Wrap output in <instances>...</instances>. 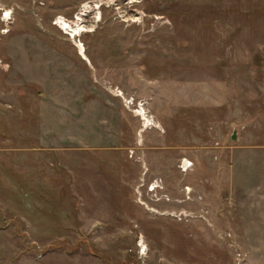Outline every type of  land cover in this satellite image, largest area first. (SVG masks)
<instances>
[{"label":"rangeland","instance_id":"1","mask_svg":"<svg viewBox=\"0 0 264 264\" xmlns=\"http://www.w3.org/2000/svg\"><path fill=\"white\" fill-rule=\"evenodd\" d=\"M0 264H264V0H0Z\"/></svg>","mask_w":264,"mask_h":264},{"label":"crops","instance_id":"2","mask_svg":"<svg viewBox=\"0 0 264 264\" xmlns=\"http://www.w3.org/2000/svg\"><path fill=\"white\" fill-rule=\"evenodd\" d=\"M54 95H57V93H54ZM75 95H78L77 92L72 91L71 92V96L73 97V99L76 97ZM67 94L68 100L71 97ZM48 99H51L50 101H47ZM95 99V100H93ZM67 101V106L69 105V101ZM116 97L113 96H108L107 94L103 93L101 90L98 91V89L96 88H92L90 89V91H85L82 94H80L78 101L76 100V104L74 106L75 109L72 107V112L74 110L79 111L80 109L83 110V107H85L86 103H90V104H100V106L103 107V109H105V113L102 115H96V123H99V128L101 130L100 135L98 136L99 138H96V141L93 143L90 142H86V141H82L79 138V141L76 140V138L71 134V137L74 138H68L66 137V139H64V144H58V140H55L56 142H54V138H61L60 136H58V134H56L55 132H53V135L51 136V141L54 142V147L58 148V145H60L59 147H69V146H93L95 145V143L101 142L105 145L107 144H113L115 143V145H118V143L121 141L122 138V121H123V115H124V111L122 109V107L120 109H117L115 106L112 107V105H116ZM93 102V103H92ZM42 103H44L42 105ZM54 105L60 109L62 108V111H64V115L66 116L67 119H69V121H81L80 116H82V113H80L79 115L73 112V116L70 114L68 108L63 107L62 103L57 102L52 99V98H41L38 106H37V130L35 131V137H38L37 141L39 144H42L44 147L46 146H53L51 144L50 141V137L48 135H44V132L48 129L45 128H41L40 129V119L41 121H43V119L45 120V122L47 123L48 121L51 122L52 120V111L54 110ZM53 106V107H52ZM117 106V105H116ZM64 109V110H63ZM40 116H43L42 118H40ZM99 116V118H98ZM40 118V119H39ZM72 118V119H71ZM80 118V119H79ZM104 118V119H103ZM99 119H101V122L99 121ZM48 124V123H47ZM40 141V142H39ZM53 147V148H54ZM183 169L185 168V164H183ZM184 204H185V200H184Z\"/></svg>","mask_w":264,"mask_h":264},{"label":"bare ground","instance_id":"3","mask_svg":"<svg viewBox=\"0 0 264 264\" xmlns=\"http://www.w3.org/2000/svg\"><path fill=\"white\" fill-rule=\"evenodd\" d=\"M89 8L88 6H85L75 17V21H73L72 23H70L69 21H57L58 25L60 28H62L65 32H67L71 37H74V35L80 34V32L83 31H88L91 28H86L85 24H82V22H85V15H87V13L89 12ZM90 20V19H89ZM79 46H81L80 44H78ZM80 54L84 57L83 55V51L82 48L80 47L79 50ZM139 113L141 115V117L143 119H145V122L143 126H147V125H152V126H156L159 127V125L157 124V122L153 119V117L149 114L148 110H146L144 108V105L142 102H139ZM153 186L156 187L158 186L157 183H153ZM151 188H153L151 186ZM143 242L139 241L138 244L141 245Z\"/></svg>","mask_w":264,"mask_h":264},{"label":"built area","instance_id":"4","mask_svg":"<svg viewBox=\"0 0 264 264\" xmlns=\"http://www.w3.org/2000/svg\"><path fill=\"white\" fill-rule=\"evenodd\" d=\"M130 102H131V101H130ZM138 106H139V102H138ZM134 110H135V112H137V113H138V109H137V108H135ZM184 160H186V158H185V157H184V158H182V163H183V161H184ZM150 186H152V185H150Z\"/></svg>","mask_w":264,"mask_h":264},{"label":"trees","instance_id":"5","mask_svg":"<svg viewBox=\"0 0 264 264\" xmlns=\"http://www.w3.org/2000/svg\"><path fill=\"white\" fill-rule=\"evenodd\" d=\"M95 254H97V255H99L101 257L107 258L104 254H101V253H95Z\"/></svg>","mask_w":264,"mask_h":264}]
</instances>
